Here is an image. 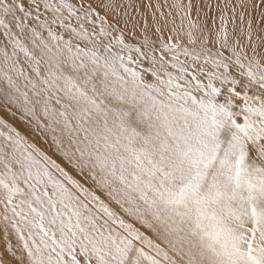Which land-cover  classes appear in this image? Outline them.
<instances>
[{"label":"snow or ice","instance_id":"1","mask_svg":"<svg viewBox=\"0 0 264 264\" xmlns=\"http://www.w3.org/2000/svg\"><path fill=\"white\" fill-rule=\"evenodd\" d=\"M0 264H264V0H0Z\"/></svg>","mask_w":264,"mask_h":264},{"label":"bare ground","instance_id":"2","mask_svg":"<svg viewBox=\"0 0 264 264\" xmlns=\"http://www.w3.org/2000/svg\"><path fill=\"white\" fill-rule=\"evenodd\" d=\"M11 122V121H10ZM14 126H17L18 127V125H14Z\"/></svg>","mask_w":264,"mask_h":264}]
</instances>
